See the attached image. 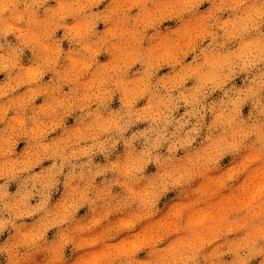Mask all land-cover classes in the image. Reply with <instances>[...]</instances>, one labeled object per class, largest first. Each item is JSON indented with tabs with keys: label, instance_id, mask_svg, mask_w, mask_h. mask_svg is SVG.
Here are the masks:
<instances>
[{
	"label": "clouds",
	"instance_id": "clouds-1",
	"mask_svg": "<svg viewBox=\"0 0 264 264\" xmlns=\"http://www.w3.org/2000/svg\"><path fill=\"white\" fill-rule=\"evenodd\" d=\"M0 74V264H264V0H0Z\"/></svg>",
	"mask_w": 264,
	"mask_h": 264
},
{
	"label": "rangeland",
	"instance_id": "rangeland-1",
	"mask_svg": "<svg viewBox=\"0 0 264 264\" xmlns=\"http://www.w3.org/2000/svg\"><path fill=\"white\" fill-rule=\"evenodd\" d=\"M207 7H208L207 4L203 5V6H202V10H203L204 8H207ZM100 27L102 28L103 26L101 25ZM59 34H60V33H58V35H59ZM65 47H67V42H65ZM29 55H30V53H28V52L26 51V57L29 56ZM100 59H101V61H104V60L107 59V57H105V56L102 55V56L100 57ZM165 71H167V69H162V72H165ZM3 78H4V77H3V74H0V80H2ZM47 79H48V76L45 77V80H47ZM65 90H67V89H65ZM41 101H42V98L38 99V100H37V103H40ZM143 103H145V101H141V102H140V105L142 106ZM113 106H114V107H117V106H118V101H114ZM181 111H183V110H181ZM244 111H245V114H246L247 111H248V106L245 107ZM68 123H69V124H72V123H73L72 118H69ZM144 126H145V125L141 124V125H138L137 127H144ZM53 135H56V134L54 133ZM19 147H21V148L23 147V142H21V144H20ZM120 148H122V146H118V150H120ZM96 159H97V161H101V162L103 161V157H102V156H97ZM229 160H230V158H225V161H223L222 163L225 164V165H227L228 162H229ZM47 164H50V161H46V162H45V166H47ZM37 170H38V169H37ZM154 170H155V169H154V166H153V165H150V166H149V171H154ZM98 179H99V178H98ZM11 190H13V191L15 190V185H12V186H11ZM58 196H59V193L54 194V199L58 198ZM33 202H35V201H33ZM85 212H86V208H85V209H81L80 212L78 213V215H83V214H85ZM51 235H52V232L49 233V236H51ZM139 255H140L141 258H143V256L145 255V253L142 252V253H140Z\"/></svg>",
	"mask_w": 264,
	"mask_h": 264
}]
</instances>
